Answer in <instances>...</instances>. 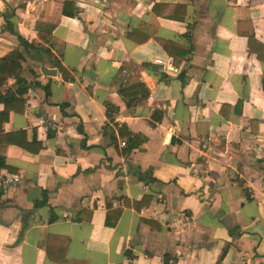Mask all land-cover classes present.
I'll return each instance as SVG.
<instances>
[{
  "label": "crops",
  "instance_id": "crops-1",
  "mask_svg": "<svg viewBox=\"0 0 264 264\" xmlns=\"http://www.w3.org/2000/svg\"><path fill=\"white\" fill-rule=\"evenodd\" d=\"M43 1L0 0V58L9 13L37 48L2 133L41 146L5 150L0 264H264V0Z\"/></svg>",
  "mask_w": 264,
  "mask_h": 264
},
{
  "label": "trees",
  "instance_id": "trees-1",
  "mask_svg": "<svg viewBox=\"0 0 264 264\" xmlns=\"http://www.w3.org/2000/svg\"><path fill=\"white\" fill-rule=\"evenodd\" d=\"M66 10L64 9V12ZM14 14L9 13L7 16H3L4 22L6 24V28L14 35L16 36L20 47L23 49V54L19 52V50H14L4 58H0V89L3 88L8 80L15 79L18 85L17 93L19 96H22V94L25 91L26 83L24 80L20 78L21 72H22V66L21 64L24 62L25 58L24 55H28L31 51H36V45L27 43L14 29V25L11 22V19L14 17ZM54 29V26L47 25L43 23H37L36 25V31L40 35V39L43 43L48 44L49 39L51 37V33ZM43 34V36H42ZM161 46L167 51L168 49H171V44L163 43L161 42ZM191 49H189L187 52L189 53ZM50 51L48 49H44V54H49ZM60 70H62L59 67ZM37 86H40L36 84ZM45 90H47V87H44ZM263 92H264V85H263ZM121 97L127 101L128 107L135 106L137 102H134L138 97L140 98V101H144L148 97V91L146 87L142 84H138L132 88L128 89H122L120 90ZM141 102H138L140 104ZM23 104L22 101L17 100L16 97L10 98V94L1 95L0 94V104L4 105L3 112L0 113V143L2 144V148L0 150V173L1 171L7 169L5 165V150L7 146L14 145L19 148H21L24 151H27L29 153H39L41 150V146L38 143H33V147L35 149L31 148V144L26 143L25 139V133L24 132H18L13 133L10 135H5L2 133V126L3 123H5L8 120V115L10 111H12V108H10L9 104ZM113 107L108 106L107 111V117H111V112H113ZM161 120V114L155 112L153 114V121L155 123L160 122ZM133 149V148H131ZM46 201L36 204L35 207H39L41 204L44 205ZM52 221V219H51ZM47 255L49 259L53 262H55L54 258L52 257L51 253L47 250ZM56 263V262H55ZM62 264V263H61Z\"/></svg>",
  "mask_w": 264,
  "mask_h": 264
},
{
  "label": "built area",
  "instance_id": "built-area-1",
  "mask_svg": "<svg viewBox=\"0 0 264 264\" xmlns=\"http://www.w3.org/2000/svg\"><path fill=\"white\" fill-rule=\"evenodd\" d=\"M49 0H44L43 2H47ZM156 64L161 66V68L165 71L167 70H172L173 66H172V63L171 61L169 62H163V61H156ZM208 145H209V140H205L202 142V149L204 150H207L208 149ZM122 147H125V144L123 143L122 144ZM261 176H262V180H263V199H264V157H263V160H262V172H261ZM161 203V201H160ZM148 212V210L146 209L145 210V213Z\"/></svg>",
  "mask_w": 264,
  "mask_h": 264
},
{
  "label": "water",
  "instance_id": "water-1",
  "mask_svg": "<svg viewBox=\"0 0 264 264\" xmlns=\"http://www.w3.org/2000/svg\"><path fill=\"white\" fill-rule=\"evenodd\" d=\"M41 73L44 75V76H49V77H54L56 75V72L53 71V70H47L45 68V65L43 64L42 67H41Z\"/></svg>",
  "mask_w": 264,
  "mask_h": 264
}]
</instances>
